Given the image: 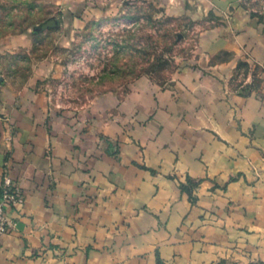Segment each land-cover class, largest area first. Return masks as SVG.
I'll return each instance as SVG.
<instances>
[{
    "label": "crops",
    "instance_id": "crops-1",
    "mask_svg": "<svg viewBox=\"0 0 264 264\" xmlns=\"http://www.w3.org/2000/svg\"><path fill=\"white\" fill-rule=\"evenodd\" d=\"M123 1L71 0L89 18ZM166 4L217 22L168 89L136 86L73 121L42 94L2 96L0 182L23 204L6 211L0 264H264V0Z\"/></svg>",
    "mask_w": 264,
    "mask_h": 264
},
{
    "label": "rangeland",
    "instance_id": "rangeland-1",
    "mask_svg": "<svg viewBox=\"0 0 264 264\" xmlns=\"http://www.w3.org/2000/svg\"><path fill=\"white\" fill-rule=\"evenodd\" d=\"M89 4L0 0V105L3 95L26 89L73 121L90 110L96 115L102 104L122 100L136 86L168 89L181 71L198 67L199 34L217 23L172 13L166 0H124L109 15L93 18L83 9ZM250 72L239 65L232 86L242 85ZM13 131L12 125L9 142Z\"/></svg>",
    "mask_w": 264,
    "mask_h": 264
},
{
    "label": "built area",
    "instance_id": "built-area-1",
    "mask_svg": "<svg viewBox=\"0 0 264 264\" xmlns=\"http://www.w3.org/2000/svg\"><path fill=\"white\" fill-rule=\"evenodd\" d=\"M22 204L23 197L19 189L13 184L8 173L3 174L0 182V236L12 227L6 211Z\"/></svg>",
    "mask_w": 264,
    "mask_h": 264
}]
</instances>
